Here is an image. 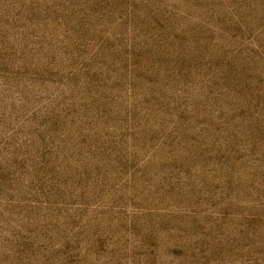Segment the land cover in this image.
Instances as JSON below:
<instances>
[{"label": "rangeland", "instance_id": "374dc122", "mask_svg": "<svg viewBox=\"0 0 264 264\" xmlns=\"http://www.w3.org/2000/svg\"><path fill=\"white\" fill-rule=\"evenodd\" d=\"M0 264H264V0H0Z\"/></svg>", "mask_w": 264, "mask_h": 264}]
</instances>
